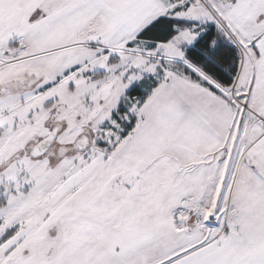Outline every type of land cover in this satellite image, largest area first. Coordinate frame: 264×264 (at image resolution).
<instances>
[{"label":"rangeland","instance_id":"1","mask_svg":"<svg viewBox=\"0 0 264 264\" xmlns=\"http://www.w3.org/2000/svg\"><path fill=\"white\" fill-rule=\"evenodd\" d=\"M59 2H41L34 17ZM33 5H24L21 21L16 0H0V264H160L223 233L232 168L218 205L197 194L186 201L212 174L196 165L226 161L213 153L182 164L175 152L187 117L173 97L181 78L194 74L236 108L238 120L249 113L264 123L248 103L264 75V0H135L114 23H65L61 33L52 23H27ZM161 15L176 19L168 38L137 37ZM208 25L240 54L228 87L185 57ZM63 31L74 40L60 43ZM193 120L190 130L213 128L208 113ZM52 129L49 148L33 157ZM82 135L89 142L79 149Z\"/></svg>","mask_w":264,"mask_h":264},{"label":"crops","instance_id":"2","mask_svg":"<svg viewBox=\"0 0 264 264\" xmlns=\"http://www.w3.org/2000/svg\"><path fill=\"white\" fill-rule=\"evenodd\" d=\"M28 1L16 0L21 10V21H23L24 5ZM45 1L47 0H34L26 22L52 23L54 31L58 30L61 33L65 23H114L120 18L119 12L121 10L124 12L123 9L135 0H116L113 4L108 0H64L62 4L60 0L50 13L34 17L38 12V6ZM157 4L156 1V6ZM158 17L153 18L149 23ZM170 17L175 19L174 16ZM5 18L4 10H0V21L3 22ZM208 27L209 25L200 29L198 32L201 33L195 40L201 37ZM63 32L65 39L60 43L74 40L71 33ZM195 40L188 47L192 46ZM185 57L191 62L186 53ZM247 62L252 68L256 67L255 58L250 53L247 54ZM176 68L170 69L172 74L177 73ZM181 79V94L175 95L173 99L182 101L184 110L181 115L187 117L185 124L188 127L181 137L180 151L176 150L175 153L182 164L186 165L213 153L214 155L219 153L217 157L225 158L226 161L222 166L216 163L197 164L198 172H212V174H205L203 185L198 183L197 189L186 195V201L192 202L191 198L197 194L201 203L210 202L218 205L224 190L223 181L231 168L234 180L228 188L230 190L228 212L225 214L227 225L223 233L212 238L206 236L177 251L160 264H264V123L252 119L249 113H245L238 120L236 108L232 107L218 91L208 87L197 75L188 74ZM259 80V87L250 88L248 103L252 110L264 118V75L261 74ZM216 84L222 87L217 82ZM213 91L219 96L212 95ZM207 102L211 105L208 106ZM204 113H208L213 128L208 132L203 130L199 132L198 128L193 129L194 131L190 130V122L194 121L195 115L204 117ZM244 119L246 122L243 128L237 131L238 124ZM228 142H231L229 147L224 148ZM210 168L212 170H208ZM215 188L217 191L213 192V198L210 200V189L214 191ZM206 194L209 196L207 200L204 199Z\"/></svg>","mask_w":264,"mask_h":264},{"label":"trees","instance_id":"3","mask_svg":"<svg viewBox=\"0 0 264 264\" xmlns=\"http://www.w3.org/2000/svg\"><path fill=\"white\" fill-rule=\"evenodd\" d=\"M175 23L176 20L172 17L160 16L143 28L137 37L150 40L166 39ZM185 53L191 62L222 87L230 86L238 73L240 54L237 47L228 38L221 36L214 25H210ZM131 92H134V89Z\"/></svg>","mask_w":264,"mask_h":264},{"label":"water","instance_id":"4","mask_svg":"<svg viewBox=\"0 0 264 264\" xmlns=\"http://www.w3.org/2000/svg\"><path fill=\"white\" fill-rule=\"evenodd\" d=\"M56 130L50 131L47 136L42 138L40 141H38L32 148V155L38 156L43 154L44 151L47 150V148L50 146L53 137L55 135ZM88 138L85 135H82L79 137V139L76 141V147L79 149L85 148L88 145Z\"/></svg>","mask_w":264,"mask_h":264},{"label":"built area","instance_id":"5","mask_svg":"<svg viewBox=\"0 0 264 264\" xmlns=\"http://www.w3.org/2000/svg\"><path fill=\"white\" fill-rule=\"evenodd\" d=\"M239 48H240V51L241 52H244L245 50V45L244 46H242V45H240L239 46ZM217 219H218V216L216 215V214H209V221L211 222V223H215L216 221H217ZM223 229V228H222Z\"/></svg>","mask_w":264,"mask_h":264},{"label":"flooded vegetation","instance_id":"6","mask_svg":"<svg viewBox=\"0 0 264 264\" xmlns=\"http://www.w3.org/2000/svg\"><path fill=\"white\" fill-rule=\"evenodd\" d=\"M52 130H54V129H52ZM52 130H51V131H52ZM55 130H56V129H55ZM49 132H50V131H49ZM49 132H48V133H49ZM55 134H56V132H55ZM46 136H47V135H46ZM54 136H55V135H54ZM43 138H44V137H43ZM53 139H54V137H53ZM52 141H53V140H52ZM51 143H52V142H51ZM50 145H51V144H50ZM48 148H49V147H48ZM48 148H47V149H48Z\"/></svg>","mask_w":264,"mask_h":264}]
</instances>
